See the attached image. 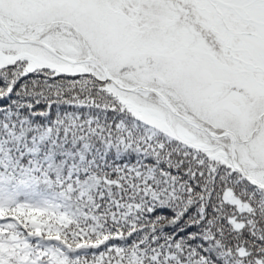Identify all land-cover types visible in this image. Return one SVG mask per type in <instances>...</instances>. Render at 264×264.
Returning <instances> with one entry per match:
<instances>
[{
  "label": "snow or ice",
  "instance_id": "6c2138e0",
  "mask_svg": "<svg viewBox=\"0 0 264 264\" xmlns=\"http://www.w3.org/2000/svg\"><path fill=\"white\" fill-rule=\"evenodd\" d=\"M0 264H264V0H0Z\"/></svg>",
  "mask_w": 264,
  "mask_h": 264
}]
</instances>
